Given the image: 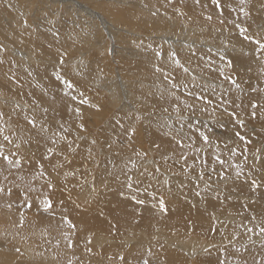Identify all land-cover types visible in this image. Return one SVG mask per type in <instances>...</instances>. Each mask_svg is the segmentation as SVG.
Masks as SVG:
<instances>
[{"label": "rangeland", "instance_id": "374dc122", "mask_svg": "<svg viewBox=\"0 0 264 264\" xmlns=\"http://www.w3.org/2000/svg\"><path fill=\"white\" fill-rule=\"evenodd\" d=\"M65 1L0 0V264H264V0Z\"/></svg>", "mask_w": 264, "mask_h": 264}, {"label": "snow or ice", "instance_id": "6c2138e0", "mask_svg": "<svg viewBox=\"0 0 264 264\" xmlns=\"http://www.w3.org/2000/svg\"><path fill=\"white\" fill-rule=\"evenodd\" d=\"M197 2H199V0H197ZM214 3H216L217 7L220 6L219 0H214ZM241 3H243V0H241ZM241 11H243V9H241ZM208 19H211V17H208ZM222 23H223V22H222ZM237 27H239V25H237ZM245 32H246V29H241V35H244ZM245 39H252V37L245 36ZM256 43L259 45V48L264 49V43H262V42L259 41V40H257ZM172 56H176V53H172ZM176 63L179 64V60H178V59L176 60ZM184 71H185V72H188L189 69L184 68ZM221 74H223V73H222V70H221ZM58 78H59V77H58ZM228 79H231V77H229ZM66 83H68V86H69V87H72V84H71L70 81H66ZM232 83H233V84H236L235 81H232ZM173 87H176V85L174 84ZM185 87H187V85H185ZM236 87H239V85L237 84ZM205 91H206V89H205ZM189 95L192 96L193 101H194V103H192V104H187V105H186V107H188L189 109H194V107H195V102H196V101H202V102L204 103V106H205V107H204V109H202V110H206L207 106L213 103V102H212V101H211L206 95H204L203 93H189ZM86 102H87L86 100H82V101H81V103H86ZM225 103H227V102H225ZM257 107H258V106L256 105V103L253 102V103H252V108L254 109V111H252V113H251V115H252L253 118H255L256 115H257V114H256V111H255V109H256ZM76 111L79 112V109H77ZM176 111H177V112H180V111H181V109H180L179 106H177ZM0 115H2V114H0ZM230 115L235 116L236 114L233 112V113H231ZM237 122H238L240 125H243V123H244L243 120H239V119H237ZM29 123L34 125V124H35V121H29ZM81 127H83V125H81ZM132 132L134 133L135 130L133 129ZM237 135L239 136L240 134L237 133ZM201 136H202L204 142L207 143L209 137H208L207 135H205L204 133H201ZM4 139H5V140H8V137L5 136ZM241 139H245V138H244V137H241ZM181 143H182V142H181ZM0 156H3V159L6 160V161L8 162L9 165H11V166H13V167H19V166H20V160H18V159H17V160H12V159H10L8 156L3 155V152H2V151H0ZM182 159H185V161H186V160H187V156H186V155L182 156ZM216 159H217L218 161H220L221 164L224 163L222 160H220L219 157H217ZM205 163H206V161H205ZM41 167H42V166H41ZM158 170H159V169H157V171H158ZM203 176H204V173H203V171H201V172H200V178L203 179ZM129 179H130V178H129ZM252 183H253V185L255 186L256 182L253 181ZM51 186H52V185H49V187H51ZM128 187H129V188L132 187L131 183L128 184ZM4 193H7V195L10 197V196H11V193H12V189H11L10 187L7 188V189H5L2 185H0V194H4ZM133 199H135V197H133ZM137 203L142 204V203H144V202H143V201H137ZM159 203H160V207H161V209L164 210V211H166L167 209H166V206H165V203H164L163 198L160 199V202H159ZM41 204L43 205L44 210H48V209H50L51 206H52V202H51L50 199H45V200L41 201ZM26 206H27L28 208H31V206H32L31 201H27V202H26ZM7 207H8L9 209H11L12 204L9 203V204L7 205ZM22 221H23V217L21 216V222H22ZM247 231H248V232H252V231H253V228H247ZM258 234H260V235H264V227H259V233H258ZM17 251H19V249H17ZM121 259H123V257H121ZM144 264H148V261L145 260V261H144Z\"/></svg>", "mask_w": 264, "mask_h": 264}, {"label": "bare ground", "instance_id": "6f19581e", "mask_svg": "<svg viewBox=\"0 0 264 264\" xmlns=\"http://www.w3.org/2000/svg\"><path fill=\"white\" fill-rule=\"evenodd\" d=\"M52 1H54V2H56V1H59L60 2V0H52ZM67 1H77V0H67ZM67 1H65V2H67ZM62 2V1H61ZM125 2V1H124ZM14 4V3H13ZM80 4V3H79ZM73 5V4H72ZM81 6H82V4H80ZM77 6V5H76ZM145 7V6H144ZM82 8L83 9H86V11L87 12H91L92 13V15L93 16H95V17H97V18H100V20H102V21H104L103 20V18H102V15L98 12V10L96 11V10H94L93 8H91V10L89 9V7H87L86 5H83L82 6ZM79 9V8H78ZM31 10V9H30ZM110 13V12H109ZM110 15H112V19H114V21L116 22L117 20H116V17L115 16H119V18H121V19H123L122 18V16L119 14V15H117L116 13H112V14H110ZM1 16V15H0ZM21 17V16H20ZM1 20V19H0ZM3 20V19H2ZM31 21V20H30ZM130 21V20H129ZM4 22V21H3ZM14 22H17L16 20L14 21ZM22 21H20V20H18V25L21 23ZM25 22V21H24ZM27 22V21H26ZM106 22V21H105ZM108 22V21H107ZM112 22L113 21H111V22H109L108 24L110 25V26H112L113 24H112ZM133 22L134 23H137V21L136 20H132V21H130V23L131 24H133ZM117 23V22H116ZM12 24H14V23H12ZM30 24V23H29ZM104 24V23H103ZM156 24V23H155ZM26 25V24H25ZM115 25V24H114ZM104 26V25H103ZM155 25H152V27H154ZM30 27H31V25H30ZM115 27H117L116 25H115ZM6 28V27H5ZM20 28V27H19ZM168 31V30H167ZM22 33V32H21ZM164 39V38H163ZM173 41V40H172ZM167 43V42H166ZM176 42H173V44H175ZM7 44H9V43H7ZM172 44V43H171ZM177 44V43H176ZM180 44V43H179ZM186 44V43H185ZM178 45V44H177ZM182 45H184V43L182 44ZM9 46H10V48L11 49H13V52L15 51V48H14V46L13 45H11V44H9ZM174 48V47H173ZM31 51V50H30ZM34 51V50H33ZM19 52H20V50H19ZM28 52V51H27ZM34 53V52H33ZM20 56H22V54L20 55ZM28 56V55H27ZM29 56L31 57V58H33V56H32V53H29ZM28 60V59H27ZM2 92V91H1ZM1 92H0V95H1ZM173 119V118H172ZM262 158V157H261ZM1 248V247H0ZM13 250V249H12ZM190 252V251H189ZM7 253V252H6ZM14 259V258H13ZM15 260V259H14ZM14 260H12V261H14ZM11 262V261H10ZM20 264V263H19Z\"/></svg>", "mask_w": 264, "mask_h": 264}]
</instances>
